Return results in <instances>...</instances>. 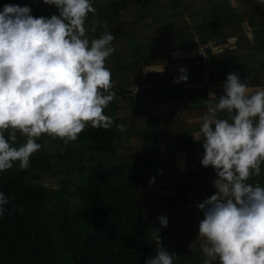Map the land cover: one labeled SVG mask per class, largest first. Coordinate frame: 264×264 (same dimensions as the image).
Wrapping results in <instances>:
<instances>
[{
    "label": "trees",
    "instance_id": "1",
    "mask_svg": "<svg viewBox=\"0 0 264 264\" xmlns=\"http://www.w3.org/2000/svg\"><path fill=\"white\" fill-rule=\"evenodd\" d=\"M92 3L95 12L85 20L89 40L105 30L115 37L116 51L105 60L115 98L104 113L113 124L88 126L67 143L43 134L28 168L21 170L17 161L0 173V192L8 197L0 216V264H145L155 255V229L176 254L174 264H202L203 211L197 205L216 192L217 175L200 162L202 138L192 136L198 124L189 123V112L171 107L184 96L206 97L204 65L194 51L210 39L228 44L235 38L211 56L215 84L228 71L249 87H264V2ZM5 4H27L34 17L58 14L43 0H0V9ZM92 22L95 32L87 31ZM181 68L188 79L177 83ZM217 94L196 116L204 115ZM16 136L17 145L25 142L19 131ZM248 182L264 186V164ZM158 216L167 218L166 227Z\"/></svg>",
    "mask_w": 264,
    "mask_h": 264
},
{
    "label": "clouds",
    "instance_id": "2",
    "mask_svg": "<svg viewBox=\"0 0 264 264\" xmlns=\"http://www.w3.org/2000/svg\"><path fill=\"white\" fill-rule=\"evenodd\" d=\"M43 2L55 5L58 14L34 17L27 4L0 9V173L17 161L21 170L28 168L43 134L67 143L88 126L108 129L113 124L104 109L115 98L105 67L116 51L114 35L105 30L89 40L85 20L95 12L92 0ZM87 31H96L95 22ZM180 72L177 83L188 79L183 68ZM223 93L209 102L192 134L196 141L202 138L201 164L217 175L216 192L197 205L203 211L198 224L202 264H264V186L248 182L264 164V87L250 91L233 72L226 76ZM17 131L26 138L19 145ZM7 204L0 192V216ZM157 219L167 226L166 217ZM152 235L155 255L145 264H174L176 254L162 244L159 229Z\"/></svg>",
    "mask_w": 264,
    "mask_h": 264
},
{
    "label": "built area",
    "instance_id": "3",
    "mask_svg": "<svg viewBox=\"0 0 264 264\" xmlns=\"http://www.w3.org/2000/svg\"><path fill=\"white\" fill-rule=\"evenodd\" d=\"M235 42V38L228 39V44H220L214 39H210L206 42H199L198 47L194 51V54L202 59V63L204 65V71L202 74L203 85L206 90V97H209V93H216V91L220 88L219 85L215 84L213 77V67L211 64V56L212 54L223 51Z\"/></svg>",
    "mask_w": 264,
    "mask_h": 264
},
{
    "label": "crops",
    "instance_id": "4",
    "mask_svg": "<svg viewBox=\"0 0 264 264\" xmlns=\"http://www.w3.org/2000/svg\"><path fill=\"white\" fill-rule=\"evenodd\" d=\"M186 54H177V57L180 58V57H185ZM225 63V62H224ZM156 67H160V66H149L147 68H152L154 70H156ZM161 69L163 70L164 67L161 66ZM228 71L225 75V79H226V76H227ZM225 79L223 80V82H218L220 83L219 85L221 86V90H219L216 94L219 96L221 95L222 91H223V83L225 81ZM250 91H255L257 89V87H249ZM205 101H209L206 97H203L202 95H197V96H184L180 99H178L177 101H175V103H173L172 105V109L173 110H176V111H181V112H189L190 113V116H191V119L189 120V123L190 124H198L197 125V128H195L194 130V133L198 132L199 130V127H200V124L202 123V116L203 115H200V116H196L197 113L203 108L202 104L205 103ZM179 164H183V159H182V156L179 155Z\"/></svg>",
    "mask_w": 264,
    "mask_h": 264
},
{
    "label": "rangeland",
    "instance_id": "5",
    "mask_svg": "<svg viewBox=\"0 0 264 264\" xmlns=\"http://www.w3.org/2000/svg\"><path fill=\"white\" fill-rule=\"evenodd\" d=\"M238 11V10H237ZM161 69V67H156V70H160ZM154 69H151V71H153ZM162 70V69H161ZM201 220V219H200Z\"/></svg>",
    "mask_w": 264,
    "mask_h": 264
}]
</instances>
